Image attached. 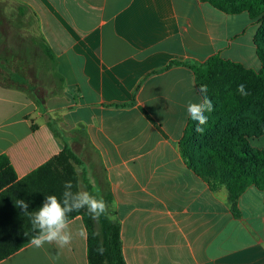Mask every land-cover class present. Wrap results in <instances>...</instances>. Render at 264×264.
I'll list each match as a JSON object with an SVG mask.
<instances>
[{"label": "crops", "instance_id": "obj_1", "mask_svg": "<svg viewBox=\"0 0 264 264\" xmlns=\"http://www.w3.org/2000/svg\"><path fill=\"white\" fill-rule=\"evenodd\" d=\"M258 27L200 0H0V156L26 178L64 150L61 118L95 186L110 184L127 264H264V191L248 188L237 217L179 149L199 99L183 64L220 55L259 71ZM70 227V246L29 243L0 264H89L82 216Z\"/></svg>", "mask_w": 264, "mask_h": 264}, {"label": "trees", "instance_id": "obj_2", "mask_svg": "<svg viewBox=\"0 0 264 264\" xmlns=\"http://www.w3.org/2000/svg\"><path fill=\"white\" fill-rule=\"evenodd\" d=\"M200 1L227 15L247 13L259 25L255 36L261 63L259 71L223 59L220 55H214L204 63L183 64L193 70L198 88L207 85V95L214 104V111L206 113L208 123L203 134L194 131L195 122L189 118L179 143L181 156L213 192L226 189L233 214L239 217L237 203L240 196L252 186L264 191V151L255 150L249 144L250 139L264 135V0ZM241 83L250 93L246 97L236 91ZM37 103L43 107L42 100H37ZM237 128L241 130L236 136L228 135ZM53 131L60 133L54 128ZM74 164L82 165V160L66 141L59 156L22 180L17 179L9 159L0 156V261L28 245L36 234L29 217L15 206L16 200L28 201L29 211H33L41 206L46 195L60 197L66 181L72 182L73 192L78 191ZM84 182L90 193L97 198L103 197L108 205L107 214L98 220L92 219L86 210L69 215V221L77 216L84 220L89 264H127L123 253L122 225L116 217L115 199L109 182L106 181L105 187L101 183L96 186L90 184L87 178ZM101 246L103 254L98 251Z\"/></svg>", "mask_w": 264, "mask_h": 264}, {"label": "clouds", "instance_id": "obj_3", "mask_svg": "<svg viewBox=\"0 0 264 264\" xmlns=\"http://www.w3.org/2000/svg\"><path fill=\"white\" fill-rule=\"evenodd\" d=\"M197 91L199 99L197 101L190 100L187 103L186 111L188 117L195 122L194 131L203 134L204 126L208 123L206 113L214 111V104L207 95V85H201ZM236 91L245 97L250 94L243 83L237 85ZM250 146L256 148L259 147V144L253 139L250 141ZM63 188L60 197L55 194L46 195L37 210L29 211V202L24 199H17L15 202V206L29 217L32 229L36 232L30 241L35 248H42L45 244H55L60 249L70 246L74 234L70 227L69 215L73 212L86 210L94 220H98L108 212V205L103 197L97 198L96 195L86 190L73 192L71 181H66ZM77 234L83 237L85 230L82 228ZM98 251L103 254V247L101 246ZM56 258L58 259V256Z\"/></svg>", "mask_w": 264, "mask_h": 264}, {"label": "rangeland", "instance_id": "obj_4", "mask_svg": "<svg viewBox=\"0 0 264 264\" xmlns=\"http://www.w3.org/2000/svg\"><path fill=\"white\" fill-rule=\"evenodd\" d=\"M48 66L46 65L45 62V72H44V84L47 86L48 89L50 90H55L59 83L55 78H52L50 75V71L47 68ZM60 87V86H59ZM53 126L56 127V129L60 132V134L62 135V137L69 143V145L71 146V148L73 149V151L80 156L81 160H82V165H78V164H74L77 175H78V184H77V189L79 190H87V186L84 182V178H87L88 181L90 182V184L95 185L96 184V178L94 176V169H91L90 163L91 160H89L90 158L87 157V155L84 153V149L82 148L81 144L70 141L69 137H70V130L68 129V125L67 123L61 119V118H56L55 120L53 119ZM240 128H237L233 131H230L228 133V135H232V136H236L237 132L240 131ZM218 135V134H216ZM254 138L249 140V144L250 141L253 140ZM251 147V146H250ZM252 148V147H251ZM87 150H89V148H86ZM99 168V167H98ZM86 171H88L86 173ZM86 174V175H84ZM86 176V177H84ZM160 186L158 187L160 194H163V190H164V181L161 180L160 182ZM162 207V206H161Z\"/></svg>", "mask_w": 264, "mask_h": 264}]
</instances>
